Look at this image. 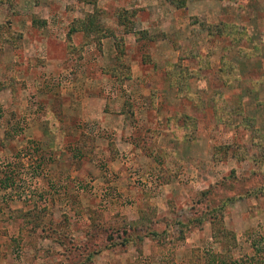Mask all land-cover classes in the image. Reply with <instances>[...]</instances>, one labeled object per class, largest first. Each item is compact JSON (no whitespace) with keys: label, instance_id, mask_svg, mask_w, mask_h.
<instances>
[{"label":"rangeland","instance_id":"rangeland-1","mask_svg":"<svg viewBox=\"0 0 264 264\" xmlns=\"http://www.w3.org/2000/svg\"><path fill=\"white\" fill-rule=\"evenodd\" d=\"M12 1L0 5V24L21 35L16 50L0 48V264H69L52 241L65 226V245H82L88 211L119 225L115 211L133 223L152 205L171 240L102 251L92 264H189L192 249L200 264H264V0H99L112 36L98 43L102 31L67 36L89 4ZM118 8L134 11L137 34L116 26ZM116 45L122 80L110 74ZM166 162L177 174L164 186L155 177ZM202 193L235 198L223 208L229 252L207 223L176 240L172 223L200 210Z\"/></svg>","mask_w":264,"mask_h":264},{"label":"trees","instance_id":"trees-1","mask_svg":"<svg viewBox=\"0 0 264 264\" xmlns=\"http://www.w3.org/2000/svg\"><path fill=\"white\" fill-rule=\"evenodd\" d=\"M78 1L91 5L93 11L90 14L86 15L84 19L75 20L69 28L67 36L69 37L75 32H81L84 35H96L100 31H102L97 21V11L95 9V5L99 0ZM12 2V0H0V5H11ZM168 2L175 8H181L184 6L186 0H168ZM133 15L134 11L132 10H127L124 8H118L115 10L113 17L115 18L116 26L121 27L122 34H137V32L133 31L130 21ZM138 34L141 36L145 35L143 31H138ZM106 36L111 37V32L108 30L102 31L99 37L96 38L97 41L95 40V42L98 43L99 39L105 38ZM138 38L139 37H136V41H138ZM20 39L21 35L14 32L11 27H9V23L7 21H4L0 24V48L4 43H9L10 47L13 50H16L18 48L16 44ZM147 40L149 41L150 38H147ZM116 46H118L116 47V50L118 52L115 57L116 63L110 74L117 80H122L123 78L120 77L119 74L120 68L122 67V63L120 61L122 48L119 45ZM145 58L146 57H143V59ZM167 70L166 76L167 74H170L169 69ZM170 84L172 85V83ZM178 88L181 89V86L178 85ZM183 132L187 131L185 130ZM183 134L185 135L186 133ZM152 144L153 143L150 141V143H147L144 146V153L146 154V156H150V154H152V151L150 150ZM220 150L228 151L230 149L227 146L219 147L218 149H216L217 152H219ZM176 171L177 169L174 170L171 167V164L166 162L164 171H161V169L158 167V175L155 177V179L157 182L159 181L160 184L166 185L168 184L170 178L174 177L177 174ZM11 182L12 181H9L8 179H4L2 190L6 189V186ZM257 192L258 191L256 189H252L249 192L244 193V195L246 197H255ZM204 197L205 193L200 194V199L199 201H197L198 203H201L200 210H195V208H193L194 210H190L188 215L182 217L181 219H175V221L173 220L174 222L172 223V225L176 226V230L178 233L176 240L183 241V234L194 229L201 230L203 225L207 223L209 225L210 238L220 246V249L223 252H229L234 248L235 236L233 231L228 230L223 223V208L224 205L230 203L232 200L234 201L235 198H223L219 199L217 203H212L213 201L211 198H207V196L206 198ZM144 208L140 212V219L138 218V221L133 223H121L119 225H116L114 223L111 224L110 222L106 221L103 222L98 218L95 219V216H92V214H94L95 212L88 211L89 223L84 231V237L86 239V242L84 244H71V246L69 247L65 245L64 241H71V239H67L70 238L68 235V226H65L66 228L64 229V232L63 230L60 233L58 232L57 237H52V241L56 243L61 249V256L63 252L65 253V257H62L66 260H69V264H92V260L94 259V257L99 255L102 251H115L124 253L128 249H133L136 252L140 253L142 248L141 245L143 244L145 239H149L150 242L152 244H155L156 246L162 245L165 240H171L172 235L168 231L162 229L158 230L156 228L157 221H155V208L147 206V211L144 210ZM168 224H170V222H168ZM50 232H52L53 234L55 231L53 228H50ZM75 251L77 253V260L74 257ZM197 253V249H192L189 264H200V262L198 261ZM216 260L218 264H226V261H224L223 259ZM205 263L214 264L213 261H206Z\"/></svg>","mask_w":264,"mask_h":264},{"label":"crops","instance_id":"crops-1","mask_svg":"<svg viewBox=\"0 0 264 264\" xmlns=\"http://www.w3.org/2000/svg\"><path fill=\"white\" fill-rule=\"evenodd\" d=\"M181 10V11H180ZM180 10H171L170 11V13H171V16H172V19L171 20H174V22L175 21H178V20H182L183 21V18L181 19V16H179V19H177V14H178V11H180L181 13H180V15H182V16H184V14L185 15H189L188 14V11H187V7H184L183 9H180ZM165 186V185H164ZM128 190H131V191H136V189L135 188H132V187H130ZM156 198H158V197H156ZM169 198V196H167V198H166V201H167V199ZM151 206V205H150ZM152 207H154L153 205H152ZM155 208V207H154ZM157 210H156V214H157ZM113 215H111L112 216V218H121L122 220H123V223H130L131 221L130 220H128L126 217H125V215L124 214H122V213H119L118 211H115L114 213H112ZM133 220H135L134 222H136V221H138V219L136 218L135 219V217L133 218ZM130 221V222H129ZM111 224H112V222H110ZM121 223H122V221H121ZM150 242V241H149ZM150 244H152L151 242H150ZM157 247V246H156ZM130 250H133V249H130ZM128 251V250H127ZM136 252V251H135ZM137 253V252H136ZM100 255V254H99ZM99 255H97V256H99ZM107 255V254H106ZM104 256V255H103ZM122 256V255H121ZM96 257V256H95ZM94 257V258H95Z\"/></svg>","mask_w":264,"mask_h":264}]
</instances>
